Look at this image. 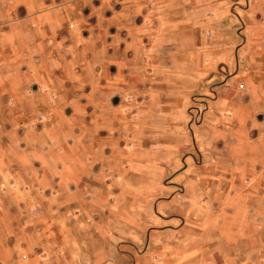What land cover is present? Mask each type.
Wrapping results in <instances>:
<instances>
[{"label":"rangeland","instance_id":"1","mask_svg":"<svg viewBox=\"0 0 264 264\" xmlns=\"http://www.w3.org/2000/svg\"><path fill=\"white\" fill-rule=\"evenodd\" d=\"M48 1L0 0L1 78L37 79L0 96V264H158L196 194L264 217V0Z\"/></svg>","mask_w":264,"mask_h":264},{"label":"crops","instance_id":"2","mask_svg":"<svg viewBox=\"0 0 264 264\" xmlns=\"http://www.w3.org/2000/svg\"><path fill=\"white\" fill-rule=\"evenodd\" d=\"M48 3V0H34L32 8L38 10L41 6L42 8L47 6ZM41 13L44 14L37 17L34 22L38 24V27L43 24V21L46 27L49 26L48 23L50 24L53 13L48 11ZM4 38L7 39V34L4 35ZM5 54L6 49L0 41V71L1 67L4 69L8 65V62L2 59ZM27 72L25 67H22L16 75H11L9 79L6 78V75H2L1 78L0 74V96L5 93L3 91L6 88V83L16 81L20 83L17 87L18 97H27L25 91V88L28 87L27 83L37 81L36 78H28L30 76L27 75ZM19 78L20 80H18ZM5 110H7L6 107L0 104V113L4 114ZM190 189L191 196L193 193L196 194L193 192V187ZM195 196L194 201L190 204L191 207L187 208V210L191 209L190 217L175 218L174 224H167L163 227L165 230L160 237L163 254H160L162 257L158 264H264V217L258 219L243 217L242 215L247 210L246 203L241 201L245 200L244 197L240 199L239 203L225 202L223 204L225 210L232 208L238 211L235 217L227 218L215 217L212 210L213 202L203 206L198 200V195ZM191 199L193 198L191 197ZM199 210L204 211L201 216L196 215V211ZM136 224L135 220L128 219L127 226ZM199 226L202 227L201 230ZM256 226H260L261 229H256ZM139 230L144 238V228L141 227ZM81 250L84 264H121L119 254L117 252L114 255L113 248L105 250L103 253L99 245L95 243ZM3 257L8 258L9 254L0 252V259ZM14 264H34V262L15 260Z\"/></svg>","mask_w":264,"mask_h":264}]
</instances>
